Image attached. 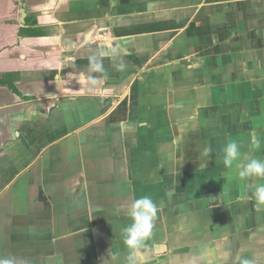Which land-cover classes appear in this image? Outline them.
Here are the masks:
<instances>
[{
	"label": "crops",
	"instance_id": "obj_1",
	"mask_svg": "<svg viewBox=\"0 0 264 264\" xmlns=\"http://www.w3.org/2000/svg\"><path fill=\"white\" fill-rule=\"evenodd\" d=\"M0 30V264H264V0H0Z\"/></svg>",
	"mask_w": 264,
	"mask_h": 264
},
{
	"label": "trees",
	"instance_id": "obj_2",
	"mask_svg": "<svg viewBox=\"0 0 264 264\" xmlns=\"http://www.w3.org/2000/svg\"><path fill=\"white\" fill-rule=\"evenodd\" d=\"M17 14L15 13L13 15V18L19 22V17L16 16ZM29 20V21H28ZM26 21V24L22 26L21 24H16L14 29L12 30V33L18 34V33H23L25 35L31 36V37H36L40 36L41 33L38 32L37 29H33V25L36 24L35 20L28 19ZM10 45H12V42L8 38L7 34H2L0 30V52L3 50L7 49Z\"/></svg>",
	"mask_w": 264,
	"mask_h": 264
},
{
	"label": "water",
	"instance_id": "obj_3",
	"mask_svg": "<svg viewBox=\"0 0 264 264\" xmlns=\"http://www.w3.org/2000/svg\"><path fill=\"white\" fill-rule=\"evenodd\" d=\"M22 15H24V12H22ZM23 21H24V19H23Z\"/></svg>",
	"mask_w": 264,
	"mask_h": 264
},
{
	"label": "rangeland",
	"instance_id": "obj_4",
	"mask_svg": "<svg viewBox=\"0 0 264 264\" xmlns=\"http://www.w3.org/2000/svg\"><path fill=\"white\" fill-rule=\"evenodd\" d=\"M5 24H8V22H5Z\"/></svg>",
	"mask_w": 264,
	"mask_h": 264
}]
</instances>
